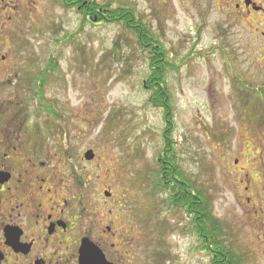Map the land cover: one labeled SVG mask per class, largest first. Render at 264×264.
Wrapping results in <instances>:
<instances>
[{"label": "rangeland", "instance_id": "rangeland-1", "mask_svg": "<svg viewBox=\"0 0 264 264\" xmlns=\"http://www.w3.org/2000/svg\"><path fill=\"white\" fill-rule=\"evenodd\" d=\"M106 1L114 7L134 4L161 34L179 66L167 82L182 170L208 190L214 215L227 224L247 263L255 264L260 243L255 233V137L264 132V89L255 94L264 85V59L256 54L262 47L255 41V26L224 22L220 0L206 24L198 0ZM12 2L19 11L26 64L48 63L53 57L60 69L46 92L61 117L57 170L67 191L77 193L93 219L113 227L116 244L126 246L131 264H160L159 248L173 258L164 264H210L188 230L187 215L169 210L168 194L153 193L164 147V111L148 103L151 93L144 80L149 63L134 36L118 24H86L80 33L79 15L58 0ZM219 26L229 31L219 35ZM117 41L122 46L115 56ZM90 150L93 162L85 158ZM247 174L254 182L242 183ZM76 175L84 176L81 185ZM258 261L264 264L262 257Z\"/></svg>", "mask_w": 264, "mask_h": 264}, {"label": "flooded vegetation", "instance_id": "flooded-vegetation-1", "mask_svg": "<svg viewBox=\"0 0 264 264\" xmlns=\"http://www.w3.org/2000/svg\"><path fill=\"white\" fill-rule=\"evenodd\" d=\"M220 1L224 22L255 26V41L262 47L256 54L264 59V0ZM197 2L206 24L217 0ZM17 8L12 0H0V264H84L86 248L103 256L101 264H131L126 246L116 244L113 227L86 213L81 198L67 191L57 170L63 147L61 117L51 122L32 109L40 93L51 99L46 91L56 76L47 62L26 64ZM219 30L220 35L229 28ZM247 177L242 183H252ZM75 180L81 185L84 176ZM255 213L257 264L264 259V132L255 137Z\"/></svg>", "mask_w": 264, "mask_h": 264}, {"label": "trees", "instance_id": "trees-1", "mask_svg": "<svg viewBox=\"0 0 264 264\" xmlns=\"http://www.w3.org/2000/svg\"><path fill=\"white\" fill-rule=\"evenodd\" d=\"M58 1L63 9L74 10L79 15L80 33L83 32L86 24H118L134 36L138 49L146 55L149 63L148 74L144 80L145 89L151 93L148 103L164 111V147L158 160L160 170L153 177V193L168 194L169 210L183 211L187 215L190 221L188 230L197 237L198 249L210 258V264H248L246 255L240 252L241 250L230 239L227 224L214 215L211 194L182 170L181 161L176 154L177 144L174 139L176 123L167 82L169 73L178 71L179 66L170 58L160 40L161 34L150 27L145 16L138 12L134 4L120 3L119 6L114 7L106 0ZM70 37L69 34L66 38ZM124 37L125 35L122 36ZM56 40L61 46L63 40L59 38ZM124 42L129 44L130 41L125 38ZM121 46V41H117L112 54L118 56L120 53L115 52L119 51ZM48 67L53 75L60 71L53 57L48 62ZM242 85L246 87L247 83L243 82ZM263 89L264 85L256 88L255 94ZM39 96L41 98L34 100L33 111L46 116L51 122L59 121L57 118L59 115L52 101L45 99L42 93ZM160 251L159 248L156 255L160 264L171 263L173 258L166 252Z\"/></svg>", "mask_w": 264, "mask_h": 264}, {"label": "water", "instance_id": "water-1", "mask_svg": "<svg viewBox=\"0 0 264 264\" xmlns=\"http://www.w3.org/2000/svg\"><path fill=\"white\" fill-rule=\"evenodd\" d=\"M86 159L91 161L94 159V153L92 151H89L86 154ZM107 197H110L111 194L110 193H106ZM103 256H101V254H98V252H96L95 250L93 251L91 248H86L85 252L83 251L82 253V261L84 262V264L91 262L93 264H101L102 263V258Z\"/></svg>", "mask_w": 264, "mask_h": 264}]
</instances>
